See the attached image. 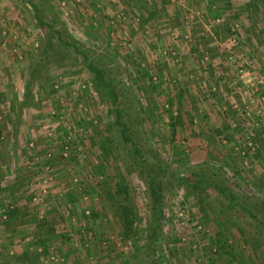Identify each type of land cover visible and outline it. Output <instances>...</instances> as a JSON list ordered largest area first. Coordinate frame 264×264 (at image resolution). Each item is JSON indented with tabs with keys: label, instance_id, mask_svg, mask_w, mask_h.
Segmentation results:
<instances>
[{
	"label": "rangeland",
	"instance_id": "rangeland-1",
	"mask_svg": "<svg viewBox=\"0 0 264 264\" xmlns=\"http://www.w3.org/2000/svg\"><path fill=\"white\" fill-rule=\"evenodd\" d=\"M251 1L0 0V264H264Z\"/></svg>",
	"mask_w": 264,
	"mask_h": 264
},
{
	"label": "trees",
	"instance_id": "trees-1",
	"mask_svg": "<svg viewBox=\"0 0 264 264\" xmlns=\"http://www.w3.org/2000/svg\"><path fill=\"white\" fill-rule=\"evenodd\" d=\"M87 63L90 66V68L95 72V75L98 76L97 68L93 64V62L92 61H88ZM176 120H177V117H176ZM171 124L176 125L177 122L175 120L174 121L172 120ZM225 126L227 127L228 125H225ZM216 130H217V132L221 131V129H216ZM125 137L129 138L127 135H125ZM132 151L136 152L135 156L139 157V155L137 154V149L136 148L135 149L133 148ZM164 172H165V170H164ZM153 181H154L153 178L149 179V185H150L152 196H153L152 206H151L152 207L151 224H153V225L152 226L150 225V226H151V232L153 234H155L156 239H158V230H159L160 225H161L160 224V218L163 215V210H162V205L158 204L159 203V198L157 196L158 195V187L154 184ZM177 181L179 183H184L186 186L188 185V186L197 187L198 185L206 184L208 186L217 187L218 191L221 194H223L224 196L228 197L231 200H234L233 196L232 195L230 196V194H228L225 191V187L224 186H220V184L215 182V181H208L207 182L206 179L203 176H200L196 180L195 179L191 180L188 177H184L183 175H179V176H177ZM119 190H121V189H117V191H119ZM242 208H244V207L242 206ZM129 210L130 209L128 207L126 209H124V212L122 213V217H121V223H122V227H123L122 228V232H123L124 235L128 234V232L130 231L131 226L133 224V217L131 216V211H129ZM247 211L249 212V210H247Z\"/></svg>",
	"mask_w": 264,
	"mask_h": 264
},
{
	"label": "crops",
	"instance_id": "crops-1",
	"mask_svg": "<svg viewBox=\"0 0 264 264\" xmlns=\"http://www.w3.org/2000/svg\"><path fill=\"white\" fill-rule=\"evenodd\" d=\"M252 2H253V3H252ZM251 3H252V5H253L254 7H256L257 5L263 4V3H264V0H252ZM247 5H248V4H246L245 6H247ZM260 6H261V5H260ZM251 7H252V6H251ZM244 8H245V7H244ZM246 48H247V47H246ZM246 48H245V50H246ZM243 50H244V49H238V50H237L238 54H239V55H242V56H243V55L245 56V55H246V52H247V53H249V54L251 55V60H252V61H255V62L257 63V60H258V59H257V57L255 58L254 52L249 51V49L247 48L248 51H245V53H243ZM237 52H236V53H237ZM245 57H246V56H245ZM249 65H250V66H253V64H252V65L249 64Z\"/></svg>",
	"mask_w": 264,
	"mask_h": 264
}]
</instances>
